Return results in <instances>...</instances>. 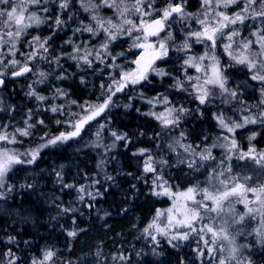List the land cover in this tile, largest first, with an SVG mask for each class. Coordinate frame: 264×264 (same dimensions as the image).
I'll use <instances>...</instances> for the list:
<instances>
[{
    "label": "trees",
    "instance_id": "obj_1",
    "mask_svg": "<svg viewBox=\"0 0 264 264\" xmlns=\"http://www.w3.org/2000/svg\"><path fill=\"white\" fill-rule=\"evenodd\" d=\"M101 2L95 0L97 6L92 9L98 10ZM177 2L189 9L192 5L200 7L203 0ZM243 2L241 0V5ZM10 6L9 0L0 7L8 11ZM53 8L49 9L53 14L45 13L43 17L50 16V21L59 15L62 23L51 26L49 21L42 20L38 27L29 28L14 49V56L4 60V63L19 61L23 52L32 51L27 50V45L39 39L36 42L39 58L36 56L35 61L27 63L33 73L19 81L9 79V85L3 90L0 123L17 124V128L26 131L27 135L19 136L16 146L20 149L44 145L47 140H51L52 145L45 148L34 163L16 165L6 178L5 189L9 190L0 199V264H35L46 255H51L57 264H78L82 258L94 260L98 253L104 255L100 264H109L112 256H122L126 264H214V260L199 256L194 233L187 231L181 237L168 231H164L166 234L154 231L153 216L158 209L168 206V199L154 193L152 177L162 175L170 190L178 192L195 185L200 180L196 177L203 173L188 169L185 164L177 166V155L173 166L172 159L165 163L154 161L151 171H145L146 163L138 152L147 149L157 153V141L167 132L161 121L150 114L147 101L168 97L181 112L177 114L178 129L174 132L190 144H208L217 134L216 118L227 113L239 116L248 103L238 99L240 107L237 106L238 112L234 113L236 102L226 108V104L215 98L219 97L215 91H210L205 104L192 95L184 71L188 56L196 52H187L181 47L188 29L183 24L173 25L170 33L165 29L160 35L169 39V44L180 43L179 49L160 57L150 68L157 74L140 81L142 83H138L118 107L114 102L113 111L106 115L107 121L102 117L106 130L117 131L122 139L117 142V150L99 163L94 149L83 148L87 146L85 140L90 142L96 124L87 129L83 127L81 136L76 132L63 139L60 136L66 126H62V121L74 118L83 103L96 100L97 75L102 67L94 61L79 64V56L74 54L75 45L85 43L90 48L96 41H90L91 35L83 31L88 15H81V7L74 4V14L70 13L71 8L69 11ZM236 9V6L231 7L229 14ZM198 11L203 14L205 8L200 7ZM262 30L264 35V27ZM120 42L113 44L104 69L112 67L119 72L123 68L124 44ZM235 71L244 69L237 67ZM29 80L34 95L29 92ZM178 84L184 89H177ZM36 94L62 95L64 99L58 102L56 111H51V104L38 102ZM14 108V112H9ZM156 134H159L158 139H154ZM250 134L253 135L251 141L247 140ZM237 140L243 150L263 147L264 126L255 124L243 129L238 132ZM252 252V264H264V241ZM87 261L84 264H89Z\"/></svg>",
    "mask_w": 264,
    "mask_h": 264
},
{
    "label": "rangeland",
    "instance_id": "obj_2",
    "mask_svg": "<svg viewBox=\"0 0 264 264\" xmlns=\"http://www.w3.org/2000/svg\"><path fill=\"white\" fill-rule=\"evenodd\" d=\"M94 1L10 0L8 11L0 7V76L8 79L9 83V77L15 70L27 67V63L35 61L36 56L39 58L36 54L39 39L35 38L27 45V50L32 49L31 52H23L19 61L16 59L4 63L7 57L11 59L14 56V49L29 28L38 27L42 20L49 21L50 16L47 19L43 17L45 13L53 14L49 9L57 7L58 11L60 7L69 11L71 8L70 13L74 14L73 5L81 7V15H88L83 31L91 35L90 41L96 42L90 48L85 43L82 46L75 45L74 54L79 56V64L87 65L94 61L102 68L97 75L95 102L83 103L74 118L64 119L62 126H66L60 136L61 139L67 138L74 132L81 136L84 128L96 124L90 142L85 140L87 146L83 148L89 146L94 149L99 155V163H102L106 156L117 150V142L122 139L117 131L106 130L102 117L107 121L106 115L113 111L114 102L117 107L124 103L130 96L129 92L138 83H142L140 78L133 75H138L136 64L142 55L140 45L145 41L143 28L151 20L162 18L177 0H102L98 10L92 9L97 6ZM242 1L243 5L241 0H203L200 4V7L205 8L203 14L196 5L183 9L170 18L166 32L170 33L173 25L183 24L188 29L184 33L181 47L187 52H196L188 56L184 71V75H188L186 82L190 85L192 95L205 104L210 91H215L222 97L215 98L226 104V108L236 102L234 113L238 112L237 106L240 107L238 99H243L248 103L244 112L238 113L239 116L228 113L218 116L217 121L213 119L217 122L216 136L208 140V144H190L174 132L178 129L177 114L181 115L179 108L176 110L168 97L148 100L150 114L161 121L167 132L160 138L159 134L154 137L159 138L157 153L147 149L138 152L141 160L146 163L145 171L152 169L154 161L165 163L172 159L173 166L177 155V166L185 164L188 169L203 173L196 177L200 180L195 185L178 192L170 190L162 180V175L152 177L154 193L168 199V206L158 209L153 216L152 226L155 232L161 234L168 231L173 236L179 234L184 237L187 231L194 233L199 256L214 260V264H252V249L260 247L264 241V146L259 149L251 146L243 150L237 140L238 132L243 129L255 124L264 126V108L259 109L264 107V0ZM8 2L0 0V6ZM235 6V12L229 14L228 10ZM49 23L51 26L61 24V16L56 15ZM63 25L65 27V23ZM119 41L120 45L124 44L121 51L123 68L119 72L112 67L104 69L103 65L110 57L113 44ZM153 42L155 48L158 45L161 47V57L180 46L178 42L169 44V39L160 34L154 37ZM68 45L66 42L65 46ZM237 67H242L244 71H235ZM87 70L91 71V67ZM155 74L157 71L154 68L149 69L143 74V80ZM125 81L127 83L124 84ZM231 83L235 85L232 87ZM4 88L0 90V99ZM176 88L181 89L182 84L176 85ZM29 92L34 95L31 80ZM35 96L38 102L51 104V111H56L58 102L64 99L62 95ZM14 111L15 108L9 112ZM25 135L26 131L17 128V124L0 123V199L9 190L5 189L6 178L16 165L34 163L41 152L52 145L51 140H47V144L20 149L16 146L19 136ZM250 135L247 136L249 141L253 137ZM101 256L98 253L94 260L82 258L78 264L88 263L87 260L89 264H100L104 259V255ZM110 259L109 264H126L122 256H112ZM35 264L57 263L51 255H46Z\"/></svg>",
    "mask_w": 264,
    "mask_h": 264
},
{
    "label": "water",
    "instance_id": "obj_3",
    "mask_svg": "<svg viewBox=\"0 0 264 264\" xmlns=\"http://www.w3.org/2000/svg\"><path fill=\"white\" fill-rule=\"evenodd\" d=\"M182 9H183L182 4L174 5L173 7H171L169 11L166 12L165 17L170 18L172 16H175L178 13H180ZM165 28L166 25L164 23V20L161 18L154 19L143 28V34L147 41L143 42L140 45V48L143 49V51H142V55L138 60V63L136 64V67H138L139 69L138 72H136L138 73V75H133V77L140 78V80L142 81L143 74H145L149 70V68L153 65V63L160 57V47H158L157 49H152L151 38L163 32ZM144 49H148V50H144ZM140 65H142V68H140ZM31 73H32V67L27 66L11 74L9 79L13 81H19L28 77ZM7 83L8 81L4 77L0 76V90H2L7 85Z\"/></svg>",
    "mask_w": 264,
    "mask_h": 264
},
{
    "label": "bare ground",
    "instance_id": "obj_4",
    "mask_svg": "<svg viewBox=\"0 0 264 264\" xmlns=\"http://www.w3.org/2000/svg\"><path fill=\"white\" fill-rule=\"evenodd\" d=\"M161 48V47H160ZM140 52V51H139ZM139 55V54H138ZM162 58V57H161ZM138 59V58H137ZM138 62V61H137ZM135 64V63H134ZM27 66V65H26ZM32 67V66H31ZM15 71H18V70H15ZM13 73V72H12ZM128 74H130V73H128ZM3 76V75H2ZM4 77V76H3ZM5 78V77H4ZM127 78V77H126ZM6 80H8V79H6ZM128 80V79H127ZM124 81V80H123ZM131 81V80H130ZM144 81V80H143ZM125 83H127L126 81L124 82V84ZM125 86V85H124Z\"/></svg>",
    "mask_w": 264,
    "mask_h": 264
},
{
    "label": "flooded vegetation",
    "instance_id": "obj_5",
    "mask_svg": "<svg viewBox=\"0 0 264 264\" xmlns=\"http://www.w3.org/2000/svg\"><path fill=\"white\" fill-rule=\"evenodd\" d=\"M176 4V3H175ZM174 4V5H175ZM172 7V6H171ZM171 7L169 8V9H171ZM165 14H166V12L164 13V16H165ZM153 44H154V42H153ZM154 47H155V45H154ZM140 68H142V65H140Z\"/></svg>",
    "mask_w": 264,
    "mask_h": 264
}]
</instances>
